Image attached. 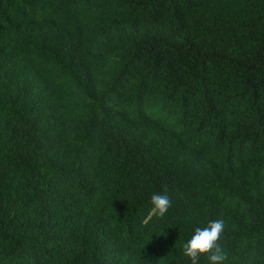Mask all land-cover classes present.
<instances>
[{"label":"trees","instance_id":"obj_1","mask_svg":"<svg viewBox=\"0 0 264 264\" xmlns=\"http://www.w3.org/2000/svg\"><path fill=\"white\" fill-rule=\"evenodd\" d=\"M217 219L264 264V0H0V264H191Z\"/></svg>","mask_w":264,"mask_h":264},{"label":"clouds","instance_id":"obj_2","mask_svg":"<svg viewBox=\"0 0 264 264\" xmlns=\"http://www.w3.org/2000/svg\"><path fill=\"white\" fill-rule=\"evenodd\" d=\"M164 194L154 193L150 198L152 208L150 209L144 223H147L154 216L163 218L172 207V201L167 195L168 189L164 188ZM225 224L222 219L209 221L204 228H196L191 239L184 244L183 254L189 258L191 264H199L202 256L207 255L212 264H223L227 259L219 241L222 238Z\"/></svg>","mask_w":264,"mask_h":264}]
</instances>
